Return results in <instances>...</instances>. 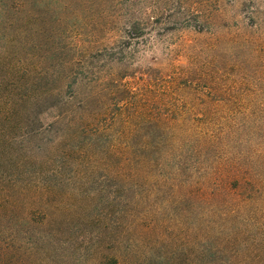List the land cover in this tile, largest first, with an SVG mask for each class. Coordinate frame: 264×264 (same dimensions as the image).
Listing matches in <instances>:
<instances>
[{
  "label": "rangeland",
  "instance_id": "374dc122",
  "mask_svg": "<svg viewBox=\"0 0 264 264\" xmlns=\"http://www.w3.org/2000/svg\"><path fill=\"white\" fill-rule=\"evenodd\" d=\"M0 2V46L77 59L97 93L76 110L107 114L0 113L1 264H264V0Z\"/></svg>",
  "mask_w": 264,
  "mask_h": 264
},
{
  "label": "trees",
  "instance_id": "16d2710c",
  "mask_svg": "<svg viewBox=\"0 0 264 264\" xmlns=\"http://www.w3.org/2000/svg\"><path fill=\"white\" fill-rule=\"evenodd\" d=\"M0 6L3 9L5 8L3 2H0ZM1 23L4 22L0 19ZM11 24L13 23L10 22V27L12 26ZM29 40H25L22 43L18 42V39L15 40V38L11 39V37H8L5 39L4 45L0 46V92L7 90L6 94L0 93V103L1 98L2 100L5 99L6 104L12 100L7 108L0 106V113L3 118L9 115L11 108L15 104L21 102V107L27 114L31 110L41 114L48 108H60L61 112L58 113V116L62 119L56 120L55 124L61 123L65 129H84L95 134L100 133L101 130L105 131L106 129L103 125L101 126L100 121L103 119L101 116L105 119L107 114L98 115L96 113L94 115V113H88L87 116H84L83 114L79 115V111L76 110V108H79L80 112L90 110L92 103L96 99V78H94L95 76L93 77V72L89 71L87 67H82L83 65L73 58L65 62H58L52 66L45 65L43 60L40 61L37 58L34 60L36 55L32 53H36L35 50L40 48V45L33 41L32 38ZM16 45L19 46L17 50L15 49ZM27 46H30L29 52L26 50ZM65 88L70 92L69 98H79L78 106L72 99L68 98V100L64 101ZM64 110L65 117L61 116ZM74 116H77L76 119L79 117L84 122L83 125H77L71 118ZM67 117H70L68 118L69 120L62 122ZM157 119L160 124H163L162 129L171 127L172 121H170V118L163 115ZM155 124L160 126L159 123ZM156 152L158 155L162 153H159V150ZM79 157L81 158L82 156L79 155ZM81 163H76L75 167L74 164L71 166L70 170L74 176L73 179H76L77 175L83 174L82 170H88L89 166L86 163ZM140 170L142 169L136 166L129 167L128 171L120 172L122 177L118 178V183L124 191L134 192V198L141 192L140 179L142 177L139 175ZM135 179L137 182H134ZM132 187L134 188L133 190ZM114 191L118 193V189H114ZM110 198L112 199V195ZM118 198L117 195L113 197L114 200H118ZM219 231L216 230V232ZM1 258L2 255L0 256V264L2 262ZM103 264H118V262L116 258L111 257Z\"/></svg>",
  "mask_w": 264,
  "mask_h": 264
}]
</instances>
